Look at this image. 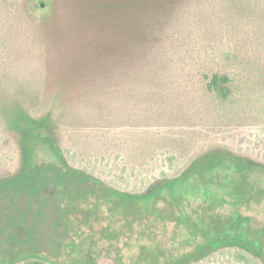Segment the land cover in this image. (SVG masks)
<instances>
[{
    "label": "rangeland",
    "instance_id": "obj_1",
    "mask_svg": "<svg viewBox=\"0 0 264 264\" xmlns=\"http://www.w3.org/2000/svg\"><path fill=\"white\" fill-rule=\"evenodd\" d=\"M217 236L196 264H264V0H0V264H174Z\"/></svg>",
    "mask_w": 264,
    "mask_h": 264
},
{
    "label": "trees",
    "instance_id": "obj_2",
    "mask_svg": "<svg viewBox=\"0 0 264 264\" xmlns=\"http://www.w3.org/2000/svg\"><path fill=\"white\" fill-rule=\"evenodd\" d=\"M41 4L39 5L43 7L46 6L45 2H41ZM231 83H232V78L230 76L213 74L211 77H209L208 89H209V92L213 93L218 98L222 100H226L229 98V95L231 93L230 91ZM192 174L194 175L196 173L195 172L191 173L190 171L187 170L185 173L179 176V178L167 179L163 181L161 184H158L157 186H161L162 190L170 191L171 194L181 193L182 188L185 186L188 178H190ZM200 183H201V180L200 182L195 183V184H200ZM207 184L208 183L202 184V188L204 189L205 196L210 198V193H209V188H208L209 186ZM189 189H190V192L192 193L198 190L197 185H194L193 183L189 185ZM193 224H195L194 225L195 227L188 225V228L190 229L192 235H194L196 231L197 232L200 231L204 236L210 233V229L207 228L203 224V222L198 221V222H194ZM223 240H224L223 237L217 236L216 238L212 239L209 243L204 244L203 246H200L194 251L186 254L174 264H196L203 259V257H201L203 255H200V254L202 250H204L207 246L209 245L212 246L211 251L213 253H215L216 251H219L223 247L225 248L226 245L223 244ZM237 257L240 261H243L247 264H252L256 262V258L253 255L251 254L248 255L243 250L237 251ZM12 264H53V263L43 258H39V257H26V258L24 257L21 260L15 261ZM169 264H173V263H169Z\"/></svg>",
    "mask_w": 264,
    "mask_h": 264
}]
</instances>
